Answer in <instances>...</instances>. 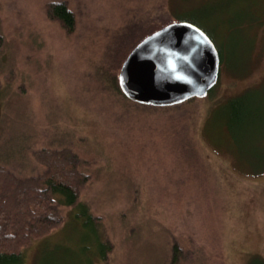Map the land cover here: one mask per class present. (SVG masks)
Segmentation results:
<instances>
[{"label":"rangeland","instance_id":"1","mask_svg":"<svg viewBox=\"0 0 264 264\" xmlns=\"http://www.w3.org/2000/svg\"><path fill=\"white\" fill-rule=\"evenodd\" d=\"M44 1L0 0V162L9 154L23 160L17 174L41 169L21 151L36 148L30 137L37 147L78 149L91 175L81 200L112 243L97 264H137L140 251L148 258L150 249L165 251L172 242L186 260L258 264L264 259V4L254 14L263 21L252 27L236 25V15L227 18L235 0H168L174 19L211 31L222 57L219 76L207 96L180 107H145L105 86L101 71L110 31L122 32L139 6L142 12L160 0H68L77 16L71 34L47 19ZM231 99L242 104L238 116L227 106ZM74 230L54 232L39 252V241H32L22 264H78L59 251Z\"/></svg>","mask_w":264,"mask_h":264},{"label":"trees","instance_id":"2","mask_svg":"<svg viewBox=\"0 0 264 264\" xmlns=\"http://www.w3.org/2000/svg\"><path fill=\"white\" fill-rule=\"evenodd\" d=\"M167 4L168 0H160L159 3H155L142 12L139 6L137 9L139 10L137 11L138 19L135 16L129 23L126 22L122 32L119 29L110 31L104 53L107 61L106 68L101 71L102 80L105 86H109L125 99L127 98L117 85V72L120 65L132 47L143 37L171 21H176ZM261 4L264 2L235 0L231 4H227L226 11L228 10L230 13H227L226 16L229 18V15L232 14L240 18L241 21L236 25L256 27L264 19L254 16ZM43 9L47 19L56 22L69 34L74 32L77 16L68 0H45ZM209 16L210 13L206 15V17ZM219 21L223 20L219 19ZM214 27L215 25L211 28L212 32ZM205 32L211 35L210 30ZM219 56L221 59L220 52ZM1 91L2 89H0V96ZM199 98L201 97H192L169 106L180 107ZM127 100L145 107H169L145 105ZM210 106L212 108L213 104L211 103ZM227 106L232 115L240 114L242 104L239 100L231 99ZM228 123L230 124L229 120ZM28 144L29 147L36 148L32 152L29 149L25 152L27 145H24L21 147V151L25 153V159L32 155L35 164L41 165L42 168L35 173L17 174L15 170L23 164V160L9 154L2 155L7 160L0 162V264H22L24 261L23 249L29 246L32 241H39L36 248V252H39L40 246L51 244L45 241L54 232H63L71 225L75 228L74 231L77 230L75 238L72 235L65 236L68 241L59 243H64L67 246L60 247V253L65 257L71 256L77 260L78 264H97L95 260H106L112 243L103 237V232L99 228V218L94 216L89 206L81 200L82 189L91 180V175L81 167L83 162L81 153L77 148L74 147L75 150H73L69 147L70 144L55 145V147L42 146L41 144L42 147H37L39 144L31 137ZM73 144L75 143L73 142ZM17 171L19 173V170ZM74 245H77L76 249H74ZM140 253H142L141 256H135L137 264H203L201 257L198 260L195 259L196 261L186 260L183 250L177 242H172L165 251L150 249L148 258L143 250ZM255 262L264 264V259Z\"/></svg>","mask_w":264,"mask_h":264},{"label":"water","instance_id":"3","mask_svg":"<svg viewBox=\"0 0 264 264\" xmlns=\"http://www.w3.org/2000/svg\"><path fill=\"white\" fill-rule=\"evenodd\" d=\"M220 56L209 35L187 20L143 37L122 61L117 85L129 100L169 106L204 97L216 84Z\"/></svg>","mask_w":264,"mask_h":264}]
</instances>
